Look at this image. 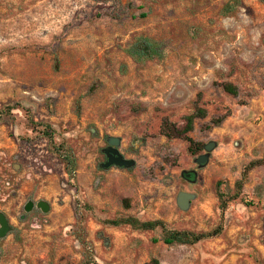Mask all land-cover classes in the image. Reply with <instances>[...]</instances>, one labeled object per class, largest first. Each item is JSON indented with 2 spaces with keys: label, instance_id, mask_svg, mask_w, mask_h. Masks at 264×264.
<instances>
[{
  "label": "rangeland",
  "instance_id": "1",
  "mask_svg": "<svg viewBox=\"0 0 264 264\" xmlns=\"http://www.w3.org/2000/svg\"><path fill=\"white\" fill-rule=\"evenodd\" d=\"M140 36L159 41L164 57L130 55ZM197 105L207 115L190 134L215 145L191 153L161 124L182 126ZM30 117L50 123L54 140ZM111 135L132 166H101ZM61 142L77 159L74 178L54 152ZM263 157L264 0H0V210L13 225L0 264H264V163L225 211L219 200ZM181 190L193 194L186 209ZM30 199L50 211L26 212ZM127 215L223 228L168 245L153 241L161 229L106 222Z\"/></svg>",
  "mask_w": 264,
  "mask_h": 264
},
{
  "label": "trees",
  "instance_id": "2",
  "mask_svg": "<svg viewBox=\"0 0 264 264\" xmlns=\"http://www.w3.org/2000/svg\"><path fill=\"white\" fill-rule=\"evenodd\" d=\"M234 10V5L228 3L225 7V12H231ZM130 55H132L138 61H145L147 59L158 58L161 59L164 57L165 53L161 47V43L147 36H140L137 41L129 47L127 50ZM222 86L224 90L232 95H238L239 89L238 86L232 82H223ZM207 115V110L203 107L196 106L195 110L185 116V122L182 126L177 125L175 122L171 121L168 117H165L161 124V133L167 136L168 138H182L188 142V150L191 153L201 150L204 146L203 142L195 140L190 132L194 129L195 119L197 117H205ZM227 118V114L214 117L212 123L207 125V128L220 125ZM30 123L33 125V128L41 126L42 133L49 137L51 141L54 140L52 132L54 129L50 123H40L30 117ZM54 152L65 164L66 172L71 176L75 177L77 170V159L70 147H67L65 143H58L54 145ZM264 163V157L261 159H256L250 161L244 168L242 173V178L236 182V192L233 195H230L228 191H219V200L220 208L222 211H225L228 207V201L231 197H238L245 182L248 178V173L250 170L256 166ZM108 224L119 226V225H130L134 229L149 231L161 229V236L153 238L154 242L159 240L163 241L165 244H196L203 240L212 238L213 236L219 234L222 231V225L218 228L205 231V232H196L191 230H182L175 229L168 226V224L161 219L153 220H142L133 215L119 216L114 219H108L106 221ZM160 261L158 258L153 257L146 264H159Z\"/></svg>",
  "mask_w": 264,
  "mask_h": 264
},
{
  "label": "water",
  "instance_id": "3",
  "mask_svg": "<svg viewBox=\"0 0 264 264\" xmlns=\"http://www.w3.org/2000/svg\"><path fill=\"white\" fill-rule=\"evenodd\" d=\"M108 146L104 148V153L106 155V160L101 164L104 168H109L111 166L118 167H130L135 163L134 159L125 157L119 149L121 144V139L118 136H109L107 138ZM215 144L209 143L206 145V149L210 150L213 148ZM209 158L208 153L201 154L197 158V163L199 165H203ZM186 177L191 174L195 175V173H186ZM193 197V194L187 192L185 190H181L177 196V203L181 209H186L190 205V200ZM35 207L40 208L43 212H49L51 209V203L46 199H40L38 201H34L33 199L28 200L24 209L26 212L32 211ZM21 218H25V214L21 216ZM13 230V225L7 215V213L3 210H0V237H5L8 233Z\"/></svg>",
  "mask_w": 264,
  "mask_h": 264
},
{
  "label": "flooded vegetation",
  "instance_id": "4",
  "mask_svg": "<svg viewBox=\"0 0 264 264\" xmlns=\"http://www.w3.org/2000/svg\"><path fill=\"white\" fill-rule=\"evenodd\" d=\"M186 173H188V172H186ZM183 175H185L186 176V174L184 173Z\"/></svg>",
  "mask_w": 264,
  "mask_h": 264
}]
</instances>
